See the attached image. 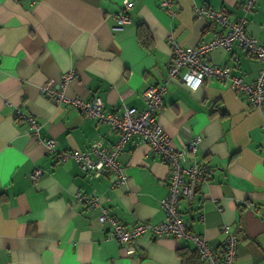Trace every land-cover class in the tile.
<instances>
[{"label": "crops", "instance_id": "1", "mask_svg": "<svg viewBox=\"0 0 264 264\" xmlns=\"http://www.w3.org/2000/svg\"><path fill=\"white\" fill-rule=\"evenodd\" d=\"M132 1L129 23L115 29L116 15ZM244 0H0V264H200L188 239H137L134 249L105 236L98 210L76 200L97 196L124 226L164 217L159 200L167 191V166L134 136L118 158L126 175L113 185L108 175L91 180L73 159L48 153L15 109L32 115L39 135L53 137L58 150H83L93 139L111 145L117 135L77 108L56 104L40 91L54 87L69 69L76 73L64 94L102 99L105 111L144 107L142 93L159 82L171 60L167 36L184 47L208 42L222 30L195 7L242 15ZM246 32L264 43V0L246 14ZM208 60L229 65L253 81L260 63L233 43ZM175 148L199 135L189 152L204 172L190 198H180L187 229L219 250L220 225L235 229V264H264V103L249 106L227 82L199 85L170 80L156 114ZM34 167L42 169L36 180ZM201 215V216H200Z\"/></svg>", "mask_w": 264, "mask_h": 264}, {"label": "built area", "instance_id": "2", "mask_svg": "<svg viewBox=\"0 0 264 264\" xmlns=\"http://www.w3.org/2000/svg\"><path fill=\"white\" fill-rule=\"evenodd\" d=\"M254 1L244 0L241 7L242 15L236 20L229 19L219 9L195 7L196 15L203 14L209 21L219 25L222 30L210 41L201 42L195 47H184L178 44L172 32H169L167 40L172 50L171 60L165 76L159 82L149 84L143 91L144 107L142 109L124 105L121 112L105 111L102 99L98 95H93L88 100L66 96L64 89L76 76L73 69L65 71L54 87H40V91L56 104L73 106L84 116L95 118L99 123L106 124L117 135L115 142L111 145L104 144L103 140L98 138L93 139L83 150H58L53 137L39 135V124L32 115L22 113L18 108L15 109L16 118L26 122L29 132L43 143L48 153H54L60 162L70 158L75 160L88 180L108 175L113 185L122 184L126 175L118 155L134 136L138 141L147 144L152 153L167 166V191L159 200L164 217L158 221L142 220L126 227L119 219L112 216L109 208L100 203L97 196L81 195L79 192L75 194L76 200L86 203L88 209L98 210L99 222L108 224L105 236L123 244L128 251L134 249L135 242L143 235H148L150 238L173 237L175 240L183 238L190 240L194 245L200 264H235L237 242L232 225H220L225 238L220 249L217 250L203 235L187 229L180 210V198L183 196L190 198L197 184L205 178L203 169L191 156H188L189 152L196 150L200 136L195 135L186 140L183 147L175 148L163 127L157 122L156 114L162 105L166 86L173 79H178L189 86H197L208 78L224 81L233 91L245 95L249 106L261 107L264 103V43L249 35L245 29V16L254 9ZM132 5V1H127L117 13L115 29H120L129 23V10ZM160 5L167 12L174 14L171 0H160ZM233 43L260 63L253 81H243L240 76L232 74V68L229 65L208 60V53L211 50L217 48L229 50ZM261 129L264 132V123ZM42 172L39 167H34L30 178L36 180ZM261 217L264 220V213Z\"/></svg>", "mask_w": 264, "mask_h": 264}]
</instances>
